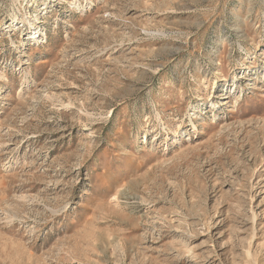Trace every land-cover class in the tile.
I'll use <instances>...</instances> for the list:
<instances>
[{
	"label": "rangeland",
	"instance_id": "374dc122",
	"mask_svg": "<svg viewBox=\"0 0 264 264\" xmlns=\"http://www.w3.org/2000/svg\"><path fill=\"white\" fill-rule=\"evenodd\" d=\"M0 264H264V0H0Z\"/></svg>",
	"mask_w": 264,
	"mask_h": 264
},
{
	"label": "bare ground",
	"instance_id": "6f19581e",
	"mask_svg": "<svg viewBox=\"0 0 264 264\" xmlns=\"http://www.w3.org/2000/svg\"><path fill=\"white\" fill-rule=\"evenodd\" d=\"M75 5H76V3H75ZM77 7H79V5H77ZM34 35H35V34H34ZM35 37H36V39H38V38H39V36H36V35H35Z\"/></svg>",
	"mask_w": 264,
	"mask_h": 264
}]
</instances>
